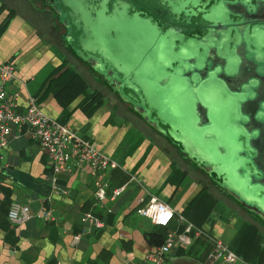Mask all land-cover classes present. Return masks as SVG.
Wrapping results in <instances>:
<instances>
[{"label": "crops", "instance_id": "1", "mask_svg": "<svg viewBox=\"0 0 264 264\" xmlns=\"http://www.w3.org/2000/svg\"><path fill=\"white\" fill-rule=\"evenodd\" d=\"M45 5L43 0H0V61L15 66L7 91L17 93L19 108L34 96L50 117L70 123L119 161L121 167L108 172V192L128 182L113 201H106L110 212L96 202L92 177L86 171L62 172L52 186L49 156L25 125H14L9 148L0 160V264H126L129 258L139 259L156 246L147 233L158 226L136 212L138 196L148 193L204 230L191 233L189 244H176L166 264H212L206 257L214 248V238L239 254L236 264H264V219L250 214L220 188L215 174L179 153L166 128L147 123L132 104L131 108L114 102L107 106L102 95L101 104L91 106L86 96L73 94L70 77L75 72L61 76L67 60L57 57L58 46L76 59L77 68L87 70L90 63L81 62L85 59L65 38L70 32L57 27L63 19ZM42 67L49 69L36 84L35 74ZM133 126L141 137L131 144L125 135ZM14 198L28 202L32 214L20 224L7 218ZM43 209L49 210L48 216L37 215ZM86 210L98 214L104 225L75 241L80 215ZM167 227L182 230L183 223L174 217ZM52 257L56 259L50 262Z\"/></svg>", "mask_w": 264, "mask_h": 264}, {"label": "water", "instance_id": "2", "mask_svg": "<svg viewBox=\"0 0 264 264\" xmlns=\"http://www.w3.org/2000/svg\"><path fill=\"white\" fill-rule=\"evenodd\" d=\"M240 3L239 17L224 20L218 36L209 32L180 49H165L162 63L150 66V75L140 80L149 105L132 106L153 126L159 120L168 123L174 145L211 174L214 170L219 186L264 219V159L256 160L254 143L264 125V16L258 18L264 0ZM224 17V12H213L215 29ZM100 45L112 71L115 66L123 76L138 79L139 52L129 49L121 56ZM101 63L90 64L96 68Z\"/></svg>", "mask_w": 264, "mask_h": 264}, {"label": "built area", "instance_id": "3", "mask_svg": "<svg viewBox=\"0 0 264 264\" xmlns=\"http://www.w3.org/2000/svg\"><path fill=\"white\" fill-rule=\"evenodd\" d=\"M14 77L13 63L0 61V160L3 159L5 150L9 148L12 127L25 125L49 156L52 186H55L57 175L62 172L86 171L92 177L96 202L110 212L112 208L105 204L106 201H113L124 190L128 180L112 187L108 192L107 175L110 170L120 168L121 163L98 149L89 138L77 132L70 123L50 117L34 96H29L27 104L19 108L17 93H9L6 88V84ZM137 202L136 212L148 217L152 223L167 226L175 217L178 223H183V228L168 229L161 243L139 259L129 258L126 264H166L167 254L176 244L187 245L191 242V233L195 235L204 233L201 226L195 225L182 213H176L168 202L155 194L140 195ZM48 214L47 209L37 212L38 216H48ZM31 215L28 202L16 198L10 200L7 218L11 223L20 224ZM80 221L81 228L73 235L75 241L83 233L90 232L93 227L104 225L102 218L91 210L83 211ZM213 244V250L207 254V262L236 264L241 260L239 254L222 239L214 238ZM244 264L253 263L246 261Z\"/></svg>", "mask_w": 264, "mask_h": 264}, {"label": "flooded vegetation", "instance_id": "4", "mask_svg": "<svg viewBox=\"0 0 264 264\" xmlns=\"http://www.w3.org/2000/svg\"><path fill=\"white\" fill-rule=\"evenodd\" d=\"M37 1V0H31ZM46 4L45 6L50 11H55V9L59 8L60 0H43ZM82 1V0H79ZM93 2H97L98 0H90ZM116 3L120 6V10L123 14L129 15L125 16L126 19H135L141 23H143L144 27L147 26L151 29L150 31H142L139 38L136 39V43H129L127 41L125 51H122L121 56L127 54V50L132 49V51L136 50L139 52V59L141 60V66L138 67L136 71V76L138 77L139 85L138 90L142 96L143 88L140 80L145 81L146 77L150 75V66L157 67L161 62V58L163 57V52L165 49H180L185 43L190 40L195 39H204L209 32L219 35L222 29L224 20H236L239 17V11L241 10V0H115ZM135 3L138 6V9H134L131 4ZM129 6V7H128ZM108 10L112 9V2L108 1ZM117 9V10H116ZM115 10H111L107 14H114L112 11H120L117 7ZM120 11V12H121ZM214 11L224 12V19L218 21V28L215 29L214 26L216 23L211 19V16ZM127 12V14L125 13ZM58 13V12H57ZM63 16V21L60 23V26L64 29L65 34L71 33V29L67 25V19L63 15V12L59 11V15ZM96 15L94 13L92 16ZM98 16V14H97ZM264 14H260L258 18H263ZM109 18V17H108ZM212 23V26H211ZM146 24V25H145ZM70 29V31H69ZM63 32V33H64ZM95 43V46H101L100 44ZM109 51V48H108ZM87 60H82L85 65L87 63H94L96 65V60L92 57L88 56ZM109 63V60L107 61ZM82 64V66H84ZM111 64V63H110ZM80 67V66H78ZM86 67V66H85ZM88 69L81 68L84 72L86 70L89 78L96 83L95 89L100 93H108L111 95L113 102L118 107H128L131 108V105L128 103L126 99H124L121 95H119L117 91V86L122 82L117 76H115V68L113 67V71L108 69L107 72H102L92 64L87 66ZM109 73V74H108ZM204 73V71L202 72ZM161 77L163 75H160ZM128 77V78H127ZM132 75L125 76L123 80H129ZM160 78V77H159ZM98 79V80H97ZM132 79V78H131ZM264 82V79H263ZM125 88H129L128 86H124ZM123 98V99H122ZM126 100V102L122 101ZM127 103L129 105H127ZM133 107V106H132ZM143 110V109H142ZM153 115L156 114L155 109H151ZM158 117V116H156ZM158 119V118H157ZM160 122V120H159ZM257 151L259 152L256 160L264 159V125L261 127V136L254 141ZM177 151L181 153L180 148L176 147ZM181 152H180V151ZM208 167V166H207ZM206 167V169H208ZM212 174H215L214 170H211ZM219 186V185H218ZM217 187V186H216ZM224 189L223 187L219 186ZM225 190V189H224ZM230 195V194H229ZM240 204V203H239ZM245 208V207H244ZM250 214L255 215L250 212ZM258 217V216H257Z\"/></svg>", "mask_w": 264, "mask_h": 264}, {"label": "rangeland", "instance_id": "5", "mask_svg": "<svg viewBox=\"0 0 264 264\" xmlns=\"http://www.w3.org/2000/svg\"><path fill=\"white\" fill-rule=\"evenodd\" d=\"M108 1L112 2V9L115 10L116 7L120 10V6L116 3L115 0H98L96 3L90 0H60L59 8L55 9L56 12H63V15L67 19V25L71 29L70 35L65 37L68 38V43L72 48L76 49L78 54L81 57L87 58L88 56L97 61L102 62L96 67V69L107 72L110 69V66H113L110 63L106 62V57L103 54V51L99 49V46H95V43L102 44L106 49H110L113 52H122L123 49L127 48L126 43L133 42L136 43V39L141 36L142 31H150L151 29L144 24L131 18L126 19L122 11H112L114 14L110 13L111 10H108ZM131 4V3H130ZM134 9L139 7L135 3L131 4ZM129 7V6H128ZM117 10V9H116ZM94 13L96 15L92 16ZM127 14V12H125ZM98 14V16H97ZM60 18L63 19V16L60 14ZM109 17V18H108ZM146 25V24H145ZM69 29V31H70ZM57 57L59 60L64 58L68 63L75 67V72H81L87 80L88 90L95 89L96 83L91 80L86 72H83L81 68H77L76 59L67 55L66 49L59 47L57 49ZM64 59V60H65ZM71 59V60H70ZM80 61V58H79ZM82 61V59H81ZM115 76L122 80L121 89H117L119 95L123 98L125 97L129 104H133L135 108L147 107L149 103L144 96L138 90V79L133 77L129 80H123L125 76L120 72L115 66ZM49 67L39 69L35 74V82L38 84L46 77ZM109 74V73H108ZM98 80V79H97ZM128 86L129 88H125ZM104 101L107 102V106H113V99L108 93H104ZM148 103V105H147ZM151 107V106H150ZM125 123V120L122 121ZM158 123L162 125V128L168 130L169 125L165 121ZM164 122V123H163ZM126 125H129V121L126 120ZM135 127H131L130 130L126 133L125 138L127 137L131 144H134L136 140H140L141 135L138 131H135ZM261 219V218H260ZM262 220V219H261Z\"/></svg>", "mask_w": 264, "mask_h": 264}, {"label": "trees", "instance_id": "6", "mask_svg": "<svg viewBox=\"0 0 264 264\" xmlns=\"http://www.w3.org/2000/svg\"><path fill=\"white\" fill-rule=\"evenodd\" d=\"M63 65V70L60 72L61 76H67L75 69L70 63L64 62ZM70 78L72 81V88L75 90L73 94L81 93L86 96L87 102L91 106H98L101 104L103 98L102 93L94 89L88 90L87 81L81 72H75ZM155 226H158L157 230L149 231L147 233V238L154 244L158 245L163 240L168 227L157 224H155Z\"/></svg>", "mask_w": 264, "mask_h": 264}]
</instances>
